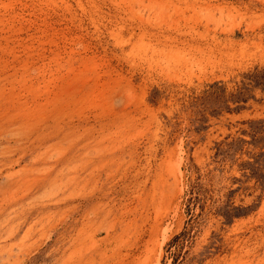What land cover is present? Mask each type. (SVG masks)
<instances>
[{"label": "rangeland", "instance_id": "rangeland-1", "mask_svg": "<svg viewBox=\"0 0 264 264\" xmlns=\"http://www.w3.org/2000/svg\"><path fill=\"white\" fill-rule=\"evenodd\" d=\"M263 80L264 0H0V264H264Z\"/></svg>", "mask_w": 264, "mask_h": 264}, {"label": "trees", "instance_id": "trees-1", "mask_svg": "<svg viewBox=\"0 0 264 264\" xmlns=\"http://www.w3.org/2000/svg\"><path fill=\"white\" fill-rule=\"evenodd\" d=\"M264 81V80H263ZM264 84V82H263ZM192 235L190 234V230H184L179 235H176L169 243L170 246L174 247L177 252L181 250V247L185 241H188ZM174 253V252H173ZM175 255V253H174ZM176 257V256H175ZM175 262V258H173L172 263Z\"/></svg>", "mask_w": 264, "mask_h": 264}]
</instances>
